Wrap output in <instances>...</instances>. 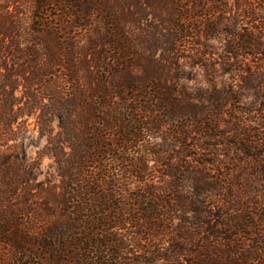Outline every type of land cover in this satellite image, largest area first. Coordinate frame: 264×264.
Returning <instances> with one entry per match:
<instances>
[{
	"label": "trees",
	"instance_id": "trees-1",
	"mask_svg": "<svg viewBox=\"0 0 264 264\" xmlns=\"http://www.w3.org/2000/svg\"><path fill=\"white\" fill-rule=\"evenodd\" d=\"M241 1L0 0V264H264V0ZM192 35L225 42L193 95L169 63Z\"/></svg>",
	"mask_w": 264,
	"mask_h": 264
},
{
	"label": "rangeland",
	"instance_id": "rangeland-1",
	"mask_svg": "<svg viewBox=\"0 0 264 264\" xmlns=\"http://www.w3.org/2000/svg\"><path fill=\"white\" fill-rule=\"evenodd\" d=\"M238 1V2H237ZM228 0V5H234V8L237 6L239 10L234 11L232 13L236 15H240V11H242V7L244 5V1L241 0ZM256 1V0H255ZM253 2L252 0H246L245 6L246 7H256V2ZM239 26L250 30L252 27V24L247 19L240 18ZM193 39H188L182 44L180 53L175 55L172 59H170L169 63H172L170 65H173L172 69L175 68L177 71V78L181 79L178 81L177 85L184 87V89L187 91V93L195 94L196 89H200L203 91H209L211 89V79L209 74L205 72V70L200 66L199 57L202 53H205V59L211 60L212 56H218L219 54H222L225 42H222L218 39H205L203 35L196 39L193 37ZM248 54L252 53L248 49L246 51ZM160 55L159 52L157 53V56ZM248 65L252 66V58L250 56L247 59ZM221 73V67L218 66L216 74L219 75ZM184 79H188L187 82L184 81ZM227 75L221 77H217L215 80V84L220 87L223 86V84H227ZM235 84V83H234ZM228 85V84H227ZM226 85V87H227ZM194 92V93H193ZM252 100V97L248 98L246 101L249 102ZM28 135L27 138V147L25 149L27 158L29 161H35L39 165V177L38 181L47 180L50 182H57L58 178L55 174V165L51 159L48 157L42 156L40 157V151L41 148L45 145V140L38 138V133L36 132L34 128V122L33 120H28ZM55 129V128H54ZM40 155V156H39ZM257 197L260 200H264V187L260 186L257 188ZM263 193V194H262ZM264 223V222H263ZM264 232H262L261 235L257 236L254 240L249 239L244 242L246 246H262L259 245L260 243H263L264 239ZM250 239H253L250 238Z\"/></svg>",
	"mask_w": 264,
	"mask_h": 264
}]
</instances>
